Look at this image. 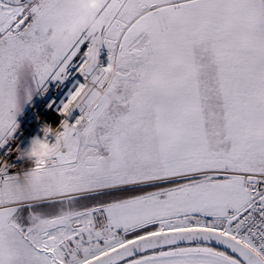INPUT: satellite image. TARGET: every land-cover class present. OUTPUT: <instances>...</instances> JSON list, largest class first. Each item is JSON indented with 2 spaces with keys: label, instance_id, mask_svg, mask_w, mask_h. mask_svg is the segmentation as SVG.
Here are the masks:
<instances>
[{
  "label": "snow or ice",
  "instance_id": "1",
  "mask_svg": "<svg viewBox=\"0 0 264 264\" xmlns=\"http://www.w3.org/2000/svg\"><path fill=\"white\" fill-rule=\"evenodd\" d=\"M81 3L0 0V264H264V0H105L92 59ZM70 77L20 175L17 115Z\"/></svg>",
  "mask_w": 264,
  "mask_h": 264
},
{
  "label": "built area",
  "instance_id": "2",
  "mask_svg": "<svg viewBox=\"0 0 264 264\" xmlns=\"http://www.w3.org/2000/svg\"><path fill=\"white\" fill-rule=\"evenodd\" d=\"M106 50L102 49L100 56L98 59L101 64H106ZM76 77H70L68 81H65L64 85L57 86L54 83L48 84V91L43 95L39 93L30 103V105L25 109L22 117L18 121L17 132L15 134L16 144L19 147L20 152L25 151L29 144V141L32 137H41L42 133L40 131L41 124H51L53 128H56L59 121L64 119V117H60L56 114L59 105L66 100L67 95L69 93V89L72 86L73 81ZM54 102L53 109H49V103ZM78 110H73L71 115L67 117L69 123L74 121L80 115ZM49 142H54V137H49ZM2 155V152H0ZM19 155V153H14L11 159V163L15 164L18 167H27L28 162L23 159L17 160L15 157Z\"/></svg>",
  "mask_w": 264,
  "mask_h": 264
},
{
  "label": "clouds",
  "instance_id": "3",
  "mask_svg": "<svg viewBox=\"0 0 264 264\" xmlns=\"http://www.w3.org/2000/svg\"><path fill=\"white\" fill-rule=\"evenodd\" d=\"M105 0H82L78 14L75 18L76 26L85 33V40L89 42L90 49L86 52L88 59H92L97 48V34L104 27V21L97 13L103 7ZM107 75V72H105ZM41 137H32L27 149L20 153V159L28 162L27 167L19 169L20 175L38 173L49 157V137L53 136L56 128L51 124H41Z\"/></svg>",
  "mask_w": 264,
  "mask_h": 264
},
{
  "label": "rangeland",
  "instance_id": "4",
  "mask_svg": "<svg viewBox=\"0 0 264 264\" xmlns=\"http://www.w3.org/2000/svg\"><path fill=\"white\" fill-rule=\"evenodd\" d=\"M48 84L50 85L51 82H49ZM38 93H39V92H37L35 95H33L32 98H31V100H30L29 102L23 104L20 113H19V114L17 115V117H16V123H18V121H19L20 118L22 117V115H23L25 109L30 105V103L33 101V99L37 96ZM77 112H79V110H78Z\"/></svg>",
  "mask_w": 264,
  "mask_h": 264
},
{
  "label": "bare ground",
  "instance_id": "5",
  "mask_svg": "<svg viewBox=\"0 0 264 264\" xmlns=\"http://www.w3.org/2000/svg\"><path fill=\"white\" fill-rule=\"evenodd\" d=\"M75 78V77H74Z\"/></svg>",
  "mask_w": 264,
  "mask_h": 264
}]
</instances>
